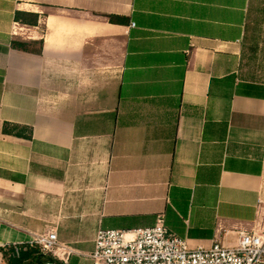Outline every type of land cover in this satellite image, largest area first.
Here are the masks:
<instances>
[{
  "label": "crops",
  "instance_id": "crops-1",
  "mask_svg": "<svg viewBox=\"0 0 264 264\" xmlns=\"http://www.w3.org/2000/svg\"><path fill=\"white\" fill-rule=\"evenodd\" d=\"M261 37L264 0H0V248L54 232L92 264L99 228L159 215L190 246L264 235Z\"/></svg>",
  "mask_w": 264,
  "mask_h": 264
},
{
  "label": "built area",
  "instance_id": "built-area-1",
  "mask_svg": "<svg viewBox=\"0 0 264 264\" xmlns=\"http://www.w3.org/2000/svg\"><path fill=\"white\" fill-rule=\"evenodd\" d=\"M55 238V233L49 232L37 235L30 244L52 251ZM88 257L92 264H264V235L241 232L237 243L230 247L219 242L207 247L190 246L173 234L159 215L149 227L99 228Z\"/></svg>",
  "mask_w": 264,
  "mask_h": 264
},
{
  "label": "trees",
  "instance_id": "trees-1",
  "mask_svg": "<svg viewBox=\"0 0 264 264\" xmlns=\"http://www.w3.org/2000/svg\"><path fill=\"white\" fill-rule=\"evenodd\" d=\"M15 20L35 25L37 23V14L15 11ZM11 45L22 50L28 49L27 44L22 41L12 40ZM24 130L31 132V128L27 129L26 127H22L18 124H12L10 128H8L6 123L3 125V132L16 131L21 134ZM0 253L2 254L5 264H61L54 255L42 251L40 247L35 244L18 246L12 245L6 248H0Z\"/></svg>",
  "mask_w": 264,
  "mask_h": 264
},
{
  "label": "rangeland",
  "instance_id": "rangeland-1",
  "mask_svg": "<svg viewBox=\"0 0 264 264\" xmlns=\"http://www.w3.org/2000/svg\"><path fill=\"white\" fill-rule=\"evenodd\" d=\"M255 37V33L251 30V29H249V31H247V34H246V44H247V53H248V55L250 54V55H253V54H251L250 53V51H252V53L253 52H256V47L254 46V42H253V38ZM261 39L263 40V47H264V37H261ZM261 47V46H260ZM254 50V51H253ZM250 57V56H249ZM246 64H245V69H248V70H246V71H249V67H250V62H249V60L247 61V62H245ZM264 64V63H263ZM45 252H48V253H51L52 254V252H49V251H45ZM53 255V254H52ZM3 261L4 260H2L1 259V256H0V264H3ZM5 262V261H4Z\"/></svg>",
  "mask_w": 264,
  "mask_h": 264
},
{
  "label": "water",
  "instance_id": "water-1",
  "mask_svg": "<svg viewBox=\"0 0 264 264\" xmlns=\"http://www.w3.org/2000/svg\"><path fill=\"white\" fill-rule=\"evenodd\" d=\"M47 264V263H46Z\"/></svg>",
  "mask_w": 264,
  "mask_h": 264
}]
</instances>
